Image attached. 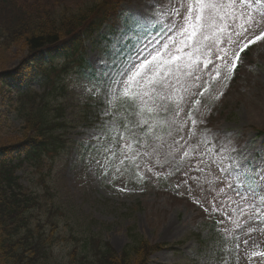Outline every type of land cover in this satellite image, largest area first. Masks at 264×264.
<instances>
[{"label": "rangeland", "instance_id": "374dc122", "mask_svg": "<svg viewBox=\"0 0 264 264\" xmlns=\"http://www.w3.org/2000/svg\"><path fill=\"white\" fill-rule=\"evenodd\" d=\"M94 1L41 0L54 9ZM181 2L185 0H121L116 14L85 42L89 69L73 70L64 80L68 91L59 104L69 105L71 113L63 148L43 157L40 174L29 167L17 173L23 187L40 195L43 207L30 226L43 225L45 215L49 216L42 228L45 232L52 229V220L58 223L53 229L51 264L65 263L70 237L86 234L89 225L117 253L129 242V230L152 244L173 245L153 254L148 264H264V211L257 221L246 222L251 209L245 205L247 210L241 213L235 201L225 198V185L216 180L225 173L199 163L200 152L207 148L215 154L217 149L223 153L224 148L237 147L243 159L227 155L215 159L228 169L227 179L235 188L264 208V135L258 134H264V38H259L264 33L260 20L264 0H247L246 10L260 23L242 38L234 36L239 44L224 42L222 37L207 59L198 54L197 68L182 70L190 74L177 73L179 82L170 78L171 86L159 93L168 94L169 110L149 114L152 133L135 128L142 119L138 108L128 122V129H134V136L127 133L131 148H123L131 158L121 163L122 152L117 158L112 153L122 131L121 111L110 88L106 94L98 79L115 77L146 46H159L157 42L174 35L171 26L176 17L170 20L169 14ZM122 46L126 50L111 59ZM246 47H250L248 55L239 60ZM20 57L19 51L11 49L4 58L7 69L17 67ZM55 59L62 62L60 57ZM188 59L184 57L185 65ZM98 61H103L99 67L108 77H98ZM4 110L0 100V113ZM105 110L110 119L104 117ZM18 126L13 113L0 116V144L6 145ZM134 152L137 155L132 156ZM174 158L178 167L170 163ZM244 239L252 244H238Z\"/></svg>", "mask_w": 264, "mask_h": 264}, {"label": "trees", "instance_id": "16d2710c", "mask_svg": "<svg viewBox=\"0 0 264 264\" xmlns=\"http://www.w3.org/2000/svg\"><path fill=\"white\" fill-rule=\"evenodd\" d=\"M28 2L0 0V73L7 72L4 58L16 49L25 67L21 68L25 72L22 78H30L40 88L38 92L25 85L6 98L9 111L21 124L6 145L0 144V264H51L53 229L58 223L51 222L48 232L42 229L44 223L30 226L31 217L43 207L38 203L39 195L23 187L16 173L27 164L35 166L45 154L63 148L64 140L56 131L65 132L69 122L67 105L59 104V98L68 91L64 80L73 70L89 69L84 58L85 42L116 12L119 0H96L73 9L63 5L54 9V5L41 0ZM41 49L47 50V61L28 60ZM59 56L63 61L56 64L54 60ZM12 77L9 72L1 76L0 86ZM119 106L128 118L133 109L138 110L137 106L129 107L123 97ZM121 121L124 127L126 119ZM11 148L17 149L15 157L6 154ZM87 229L86 234L70 237L72 244L64 264H147L154 252L171 246L152 244L129 230V242L117 253L90 231L92 225Z\"/></svg>", "mask_w": 264, "mask_h": 264}, {"label": "snow or ice", "instance_id": "6c2138e0", "mask_svg": "<svg viewBox=\"0 0 264 264\" xmlns=\"http://www.w3.org/2000/svg\"><path fill=\"white\" fill-rule=\"evenodd\" d=\"M150 7H154V5ZM247 7V0H185V2L179 3L169 14L170 20L173 16L176 17V21L171 26L174 35H171L163 43L157 42L159 46H146L137 53L135 58L121 68L115 77H110L107 80L98 79V83L104 85L106 94L110 88L111 95L117 100L122 96L129 107L137 106L142 119L136 123L135 128L141 131L146 130V135L152 133L154 128L149 114H158L160 111L169 110L165 104L168 94L165 92L163 96H160L159 93L166 87L171 86L170 78L174 77L179 82L180 77L177 73L187 75L190 74V71L183 72L182 70L185 67L190 70L198 67V54L204 55L207 59L206 54L221 43L222 37H226L224 42L239 44V40L233 37L239 36L242 38L243 35L252 31L255 25L260 23L246 10ZM137 18L139 19V17ZM260 20L264 21V15L261 16ZM259 38H264V33ZM220 51H223L225 56L227 55L225 49H220ZM185 56L189 58L187 65L184 64ZM233 56L238 58V53L233 52ZM102 63L103 61H98V77H108V73L102 71L99 67ZM232 67H235V63ZM93 83L96 84L97 81H93ZM156 100H160V103L157 104ZM103 115L109 119L111 118V114L106 110ZM145 116H149V118H143ZM97 122L103 123L100 118ZM128 134L134 136V129L129 128ZM96 138H100V133H97ZM134 139L136 144L143 147V143L139 139L135 137ZM117 142L118 144L122 143L124 148H131L127 135H118ZM193 151L197 150L193 149ZM135 155L137 153H132V156ZM183 155L188 156V152L185 151ZM216 155L222 158L227 155L229 158L239 161L244 158V153L235 146L224 148L223 153L217 149L215 154H213L211 148H207L206 151L200 152L199 163L209 167L211 171H223L225 175H218L216 180L228 189L224 193L225 198L235 201L241 213L251 209L246 222L257 221L260 212L264 209H261L260 205L255 203L250 194L235 188L232 182L227 179L230 174L228 169L223 166V163L215 159ZM206 156L209 158L205 159ZM130 158L128 153L122 150L120 162L123 163L124 160ZM170 163L179 166L176 158ZM235 167L238 168L239 164L237 163ZM200 171H203V168ZM220 203L222 204L224 201L221 200ZM245 205H247V209ZM217 207H219V204ZM238 244L250 246L252 241L244 239ZM261 255H264V253Z\"/></svg>", "mask_w": 264, "mask_h": 264}]
</instances>
